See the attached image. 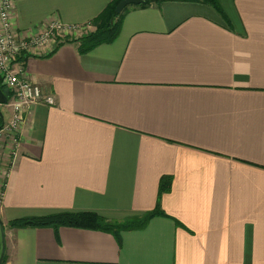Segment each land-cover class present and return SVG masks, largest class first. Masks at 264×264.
I'll use <instances>...</instances> for the list:
<instances>
[{
  "label": "crops",
  "instance_id": "crops-1",
  "mask_svg": "<svg viewBox=\"0 0 264 264\" xmlns=\"http://www.w3.org/2000/svg\"><path fill=\"white\" fill-rule=\"evenodd\" d=\"M113 1L14 0L12 29L24 36L51 20L88 28L17 57L56 104L27 112L17 156L3 141L6 264H264V0H219L221 12L185 0L129 6L116 40L80 52L72 40ZM165 177L167 217L120 243L9 227L60 211L121 222L157 207Z\"/></svg>",
  "mask_w": 264,
  "mask_h": 264
},
{
  "label": "built area",
  "instance_id": "built-area-1",
  "mask_svg": "<svg viewBox=\"0 0 264 264\" xmlns=\"http://www.w3.org/2000/svg\"><path fill=\"white\" fill-rule=\"evenodd\" d=\"M14 0H0V79L11 93L7 107L12 111L11 121L0 128V146L8 140L12 155H16L17 138L25 122V116L38 103L55 105L54 96L45 95L40 86L32 82L17 60L20 54L31 56L46 55L52 45L57 46L61 39L79 35L88 26H76L51 20L45 23L35 37H27L12 29L14 20Z\"/></svg>",
  "mask_w": 264,
  "mask_h": 264
},
{
  "label": "trees",
  "instance_id": "trees-1",
  "mask_svg": "<svg viewBox=\"0 0 264 264\" xmlns=\"http://www.w3.org/2000/svg\"><path fill=\"white\" fill-rule=\"evenodd\" d=\"M123 0H114L104 12L94 21L95 30L82 36L80 39L72 40L81 43L82 53L89 52L103 43H112L116 40L121 31L122 15H117L115 9L117 5ZM195 1L207 4L216 11L221 12L219 0H185ZM0 88L5 95L10 98L12 95L10 91L3 86L0 79ZM11 95V96H10ZM1 125L0 122V128ZM172 181L170 178H163L160 183L159 200L157 207L153 211L145 212L139 215L127 217L121 222L110 221L105 217L95 212H74V211H60L48 216L42 217H28L16 219L9 222V227L14 229L20 228H51L57 231L61 227H71L92 231H101L112 234L120 243L121 234L128 231H137L145 229L150 221L156 217H167L162 210L160 200L163 194L171 191ZM5 257L3 264H6Z\"/></svg>",
  "mask_w": 264,
  "mask_h": 264
},
{
  "label": "water",
  "instance_id": "water-1",
  "mask_svg": "<svg viewBox=\"0 0 264 264\" xmlns=\"http://www.w3.org/2000/svg\"><path fill=\"white\" fill-rule=\"evenodd\" d=\"M159 1L161 0H123L117 5L115 9V13L117 15H120L129 6H142V5H147V4H155V3H158ZM7 103H8V97L5 95L3 90L0 88V106L5 105ZM0 118L1 119L3 118L1 110H0ZM0 226H1L2 231H4V226H3L1 219H0ZM4 259H5V241L3 242V246H2L0 264H3Z\"/></svg>",
  "mask_w": 264,
  "mask_h": 264
},
{
  "label": "rangeland",
  "instance_id": "rangeland-1",
  "mask_svg": "<svg viewBox=\"0 0 264 264\" xmlns=\"http://www.w3.org/2000/svg\"><path fill=\"white\" fill-rule=\"evenodd\" d=\"M0 108H1V110H2V113H3V115H4V119H5V121L7 122H10L11 121V117H10V112H9V108L8 107H6V106H0ZM8 108V109H7ZM9 119V120H8ZM26 119V118H25ZM8 122H7V124H5L6 126L8 125ZM24 124H25V122H24ZM24 124H23V126H22V128L24 127ZM22 128H21V131H20V133H19V137L17 138V141H18V147H17V149L15 150L16 151V153L18 152V150H19V148H20V136H21V132H22ZM2 143H3V141H1ZM9 147V146H8ZM2 149H4V143H3V145L2 146H0V155H1V152H2ZM15 156H17V154L15 155ZM14 155H12L11 153H10V157L9 156H7V158L9 159V158H14L15 157ZM1 159H2V157H0ZM5 160H6V158H5ZM5 241V229H4V231H2V229H1V226H0V254L2 253V246H3V242Z\"/></svg>",
  "mask_w": 264,
  "mask_h": 264
}]
</instances>
